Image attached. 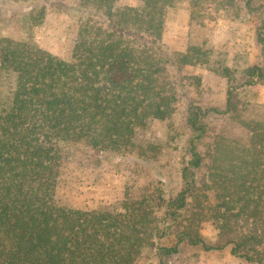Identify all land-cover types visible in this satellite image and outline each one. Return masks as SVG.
<instances>
[{"label":"trees","instance_id":"obj_1","mask_svg":"<svg viewBox=\"0 0 264 264\" xmlns=\"http://www.w3.org/2000/svg\"><path fill=\"white\" fill-rule=\"evenodd\" d=\"M118 2L0 0V17L18 6L31 27L49 7L75 24L70 60L0 31V67L15 77L10 104L0 109V264H136L157 240L164 258L187 243L206 252L230 248L248 264H264V123L242 118L232 85L222 110L187 105L191 138L174 197L139 196L118 210L60 204L59 177L73 154H130L139 129L175 114L187 87L177 80L182 69L206 60L197 47L178 53L163 42L166 10L179 3L193 15L217 3L222 11L236 8L235 0ZM242 2L248 14L264 12L256 0ZM257 38L264 54V21ZM223 73L231 81L230 69ZM245 78V87L264 85V67L246 69ZM212 115L234 117L248 140L211 136ZM208 223L217 232L213 243L202 235ZM172 237L174 245L165 244Z\"/></svg>","mask_w":264,"mask_h":264},{"label":"rangeland","instance_id":"obj_2","mask_svg":"<svg viewBox=\"0 0 264 264\" xmlns=\"http://www.w3.org/2000/svg\"><path fill=\"white\" fill-rule=\"evenodd\" d=\"M256 3L264 5V0H256ZM234 5L242 7L239 15L236 8L220 10L218 3L208 5L195 15L185 3L166 10L163 42L178 53L197 47L206 53V60L182 69L177 80L182 78L187 87L179 90L175 114L165 121L150 120L146 127L139 129L130 154L107 158L73 154L59 177L57 198L60 204L85 211L118 210L128 199L139 196L174 197L180 189V169L191 138L187 105L192 101L222 110L229 85L237 87L234 97L243 107L242 118L264 123V85L243 86L246 69L255 65L264 67V54L257 38L264 12L248 14L242 0H235ZM128 6H138V0L117 3V7ZM23 11L11 6V11L0 17L1 35L27 41L70 60L75 40L72 17L49 7L41 23L31 27ZM224 68L230 69L231 81L224 75ZM14 91L15 77L4 73L0 67V109L9 106ZM207 123L211 136L223 135L242 143L249 138V132L234 117L212 115ZM209 147V141L202 146L206 157ZM202 235L209 243L217 240L212 223L204 226ZM174 243V237L165 239L169 246ZM158 244L157 240L156 245L144 248L136 264H248L233 256L230 248L206 252L187 243L179 246L178 254L164 258L158 253Z\"/></svg>","mask_w":264,"mask_h":264}]
</instances>
